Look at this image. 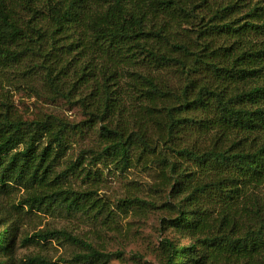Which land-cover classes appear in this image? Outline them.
I'll return each mask as SVG.
<instances>
[{
  "label": "trees",
  "instance_id": "16d2710c",
  "mask_svg": "<svg viewBox=\"0 0 264 264\" xmlns=\"http://www.w3.org/2000/svg\"><path fill=\"white\" fill-rule=\"evenodd\" d=\"M205 3L208 1L0 0V55L10 62L39 56L40 66L58 98L73 105L74 94L93 81L90 77L94 70L101 68L102 74L101 81L94 79L97 87L74 102L88 117L83 125L53 116L26 122L9 116L0 119V188L10 183L25 188L28 197L22 204L30 211L54 213L59 209L72 216L93 205L91 193L62 189L54 178V166L66 152L72 133L100 125L106 139L103 154L128 165L132 153L141 146L143 151L156 153L149 136L150 124H163L169 140L187 126H200L211 141L204 150L175 148L164 137L160 139L176 154L173 157L229 172L212 182L223 196L222 212L215 218L214 211L206 207L202 195L205 186L198 183L197 174L181 167L177 158L162 154L159 161L164 166L167 187L162 186L167 190L166 207L171 215L166 225L189 243L163 240L158 264H264V197L249 192L264 186V84L258 82L232 94L225 84L204 85L193 97L190 86L179 95L158 77L129 70L139 63L160 68L186 67L185 61L174 57L173 52L187 55V46L174 43L173 50L166 48L172 28L168 21L193 18L194 11ZM244 3L245 0L224 2L202 26L200 35L205 39L222 33L243 38L264 31V5L256 4L244 24L227 20ZM222 49L225 53L233 51L230 47ZM79 50L93 51V60L99 51L109 64H94L73 81V53ZM197 61L224 82L264 76V48L242 51L223 65L200 58ZM122 72L131 74L128 92L119 89ZM131 88L142 106L135 128L128 122L122 102L131 95ZM199 112L203 115L200 118L187 117ZM75 167L74 164L68 172L74 173ZM121 203L127 206L134 202ZM17 232L15 228L0 231V264H112L123 257L122 253H109L67 230L46 229L24 237L22 243L45 246L57 242L69 254L57 260L41 254L22 260L16 253Z\"/></svg>",
  "mask_w": 264,
  "mask_h": 264
},
{
  "label": "rangeland",
  "instance_id": "374dc122",
  "mask_svg": "<svg viewBox=\"0 0 264 264\" xmlns=\"http://www.w3.org/2000/svg\"><path fill=\"white\" fill-rule=\"evenodd\" d=\"M200 4L193 13V18L172 23L171 36L166 48L173 50L174 43L187 46L189 54L173 52L174 57L185 61L186 67L170 66L156 67L155 64L143 63L130 66L132 73L152 74L158 77L174 93L181 94L186 86H190V96H195L202 86H218L225 84L229 93L250 89L254 85L264 84L262 79L248 81L224 82L218 80L214 72L205 65L197 63L203 59L218 64H227L235 59L242 51L264 48V31L261 33L246 34L238 37L234 34H216L208 39L200 35L204 24L215 16L227 0H207ZM240 9H237L228 21L235 20L244 24L247 13L256 5H264V0H245ZM172 16H168L170 20ZM229 18V19H228ZM179 19V18H176ZM233 48L231 53H225L222 48ZM93 51L79 50L73 53V81L78 74L87 72L94 64H109L108 58L98 51L93 60ZM226 55H225V54ZM39 56L25 57L19 62H10L0 55V119L9 116L23 121H34L53 116L73 125H83L88 120L84 110L74 103L82 95L86 96L96 88L94 79L101 81V68L94 70L91 81L84 88L74 94L73 105L56 96L47 73L40 66ZM84 68H88L85 70ZM120 87L128 92L127 83L131 81V74L122 72ZM120 76V75H119ZM194 85H189V81ZM263 80V83H262ZM95 85V86H94ZM130 89V88H129ZM130 96L122 100L125 107V116L132 128L140 119L141 101L133 88ZM202 117V113H189L187 117ZM211 117V116H210ZM98 125L95 128L84 127L83 132L72 133L66 152L54 166V178L62 189L72 188L75 191L91 193V203L84 212L67 215L62 210L56 212L30 211L23 205L28 197V191L12 183L7 188H0V231L15 228L17 232V257L26 260V257L41 254L57 260L69 254L57 242L45 246L22 243L24 237H32L42 230H67L74 235L88 239L97 247L109 253H122L121 260L112 264H158V255L161 243L165 239L176 240L181 244H188L184 239L166 225L170 212L166 207L167 180L163 177L164 166L159 158L162 154L177 158L181 167L188 168L197 174L198 183L205 186L202 193L206 207L214 211V217L220 216L223 208L222 194L217 192L212 182L221 180L229 174L227 170H219L205 165L204 168L194 161L176 156L170 150V144L175 148H189L204 150L211 145L200 126H187L173 140L167 139L164 125L150 124L156 153L143 151L139 147L132 153L130 163L122 164L119 160L103 154L106 139L101 135ZM162 127V130H161ZM159 135V136H158ZM161 136V137H160ZM159 137V138H158ZM169 145L166 147L163 139ZM161 154V155H160ZM76 165L74 173L69 168ZM67 173L66 175L64 173ZM65 175V176H64ZM223 176V177H222ZM250 195L264 197V186L260 189H251ZM96 201V202H94ZM122 201H132L131 205H124ZM96 203V204H95Z\"/></svg>",
  "mask_w": 264,
  "mask_h": 264
}]
</instances>
